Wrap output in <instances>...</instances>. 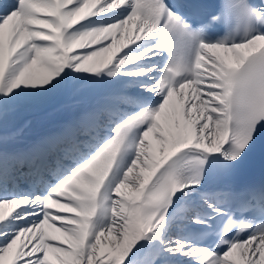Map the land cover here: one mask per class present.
Wrapping results in <instances>:
<instances>
[{"label": "snow or ice", "instance_id": "obj_1", "mask_svg": "<svg viewBox=\"0 0 264 264\" xmlns=\"http://www.w3.org/2000/svg\"><path fill=\"white\" fill-rule=\"evenodd\" d=\"M258 147L264 0H0V264H264Z\"/></svg>", "mask_w": 264, "mask_h": 264}, {"label": "bare ground", "instance_id": "obj_2", "mask_svg": "<svg viewBox=\"0 0 264 264\" xmlns=\"http://www.w3.org/2000/svg\"><path fill=\"white\" fill-rule=\"evenodd\" d=\"M77 104L78 102L66 92H59L53 94L41 106L42 110H40L39 116L34 119L20 116L16 121V126L12 128L21 131L19 136L21 145L55 131L74 114Z\"/></svg>", "mask_w": 264, "mask_h": 264}, {"label": "rangeland", "instance_id": "obj_3", "mask_svg": "<svg viewBox=\"0 0 264 264\" xmlns=\"http://www.w3.org/2000/svg\"><path fill=\"white\" fill-rule=\"evenodd\" d=\"M49 99V98H48ZM45 102H47V100L45 101ZM45 102L43 103V104H45ZM42 104V105H43ZM41 105V106H42ZM41 106L40 107H38V108H36V109H32V110H28V111H25V112H23V113H21L13 122H12V125H11V127H13V126H16V121L18 120V118L20 117V116H26L27 118L28 117H32L33 119L35 118V117H37V116H39L40 115V113L37 111L39 108H41ZM23 114V115H22ZM30 114V115H29ZM32 119V120H33Z\"/></svg>", "mask_w": 264, "mask_h": 264}]
</instances>
